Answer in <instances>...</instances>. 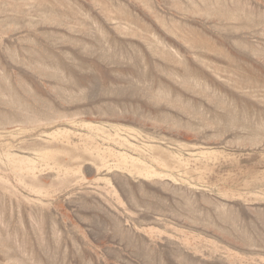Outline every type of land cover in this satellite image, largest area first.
<instances>
[{
  "label": "rangeland",
  "instance_id": "1",
  "mask_svg": "<svg viewBox=\"0 0 264 264\" xmlns=\"http://www.w3.org/2000/svg\"><path fill=\"white\" fill-rule=\"evenodd\" d=\"M0 264H264V0H0Z\"/></svg>",
  "mask_w": 264,
  "mask_h": 264
}]
</instances>
